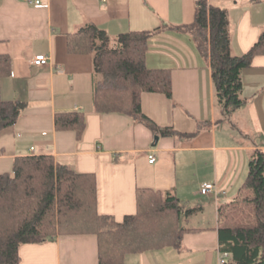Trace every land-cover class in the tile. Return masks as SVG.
<instances>
[{
  "label": "crops",
  "instance_id": "1",
  "mask_svg": "<svg viewBox=\"0 0 264 264\" xmlns=\"http://www.w3.org/2000/svg\"><path fill=\"white\" fill-rule=\"evenodd\" d=\"M43 1L47 6L0 0V53L10 56L0 95L27 103L12 125L0 129V173L11 170L15 156L51 154L76 171L94 173L97 211L116 220L135 211L137 187L171 191L185 206L201 205L181 221L196 230L184 232L180 248L128 253L124 264H220L217 204L243 180L250 151L264 148V131H250L245 112L264 110V54L241 71L246 103L225 114L214 95L208 56L190 32L176 28L193 22L195 0ZM207 1L228 11L231 52H246L264 30V0ZM86 22L110 37L160 27L148 39L146 64L170 68L172 94L144 92L141 109L157 127H170L171 135L130 115L93 110L91 56L65 47L66 34ZM37 53L48 55L45 64L31 62ZM76 109L86 122L79 137L55 128L56 112ZM207 181L226 193L201 194L200 183ZM95 247L91 233L55 234L21 244L19 264H97Z\"/></svg>",
  "mask_w": 264,
  "mask_h": 264
},
{
  "label": "trees",
  "instance_id": "2",
  "mask_svg": "<svg viewBox=\"0 0 264 264\" xmlns=\"http://www.w3.org/2000/svg\"><path fill=\"white\" fill-rule=\"evenodd\" d=\"M191 24L176 26L192 34L200 52L208 56L211 82L225 114L246 103L242 96L241 71L252 58L264 54V30L250 48L236 55L230 49L228 11L207 0H195ZM153 30H131L110 37L105 30L86 22L66 34L69 53L90 54L93 67L92 108L119 112L157 127L141 109L144 92L172 94V74L167 67L146 64L148 39ZM10 74V56L0 53V80ZM25 100L0 95V129L12 125L26 106ZM81 110L56 112L58 130L85 128ZM235 190L218 202L219 250L228 252L222 264H264V148L252 149L246 174ZM96 178L59 163L50 154L13 158L11 170L0 173V264H19V246L40 242L55 234L96 236L97 264H124L128 253L172 246L180 248L184 232L196 230L181 221L200 210L185 206L171 191L148 187L135 190V211L116 220L97 211ZM220 196V195H219Z\"/></svg>",
  "mask_w": 264,
  "mask_h": 264
},
{
  "label": "built area",
  "instance_id": "3",
  "mask_svg": "<svg viewBox=\"0 0 264 264\" xmlns=\"http://www.w3.org/2000/svg\"><path fill=\"white\" fill-rule=\"evenodd\" d=\"M23 2L34 5V6H47V2L43 0H22ZM48 55L45 53H37L33 56V59H31V62L36 65H43L47 62ZM148 161L153 162L154 156L152 153L148 154ZM199 192L203 195H210L214 194V196L223 195L226 193V189L222 186H220L215 181H207L200 183ZM228 257V252L226 251H220L218 256V262L222 264L226 258Z\"/></svg>",
  "mask_w": 264,
  "mask_h": 264
},
{
  "label": "rangeland",
  "instance_id": "4",
  "mask_svg": "<svg viewBox=\"0 0 264 264\" xmlns=\"http://www.w3.org/2000/svg\"><path fill=\"white\" fill-rule=\"evenodd\" d=\"M245 112L246 114L251 115L250 117L251 121L249 122L250 131H253L254 133L258 131H264V110H259V108L254 109L253 107H247ZM242 114H238V117L244 119L242 116H245V115H242ZM244 174L242 175L244 176ZM200 198H203V196H201ZM198 215L204 216L205 213H198Z\"/></svg>",
  "mask_w": 264,
  "mask_h": 264
},
{
  "label": "water",
  "instance_id": "5",
  "mask_svg": "<svg viewBox=\"0 0 264 264\" xmlns=\"http://www.w3.org/2000/svg\"><path fill=\"white\" fill-rule=\"evenodd\" d=\"M156 138V137H155Z\"/></svg>",
  "mask_w": 264,
  "mask_h": 264
}]
</instances>
